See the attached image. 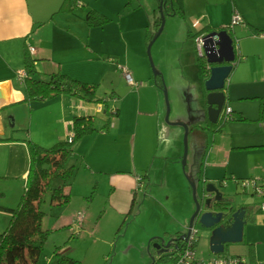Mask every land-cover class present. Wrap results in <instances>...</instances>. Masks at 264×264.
<instances>
[{"label":"rangeland","instance_id":"obj_1","mask_svg":"<svg viewBox=\"0 0 264 264\" xmlns=\"http://www.w3.org/2000/svg\"><path fill=\"white\" fill-rule=\"evenodd\" d=\"M86 2L102 10L110 19L104 26H98V31L94 32L92 37L94 57L101 63L94 64L97 72L90 77L91 81H87L99 83L97 96L110 99L115 94L118 95L116 92L125 93L129 89L128 81L119 65L126 64L130 70L135 69L145 74L146 78L152 75L155 69L161 73L165 85V89L160 90L164 116L161 127L156 133H152L149 128V118L138 113L133 101L124 100L126 97H123L122 100L115 102V106L122 111V122L131 120L132 125L135 120L136 128L131 126L129 134L128 128H124L121 132L123 137L121 139L119 137L118 141L113 142L109 147L107 160L118 162L125 170L134 168L135 164L144 169L137 172L142 175L148 173V176H144L147 178V187L138 193L135 208L130 215L124 217L125 220L123 218L122 221H116L109 216V212L99 211L87 225H83L78 230L77 228L72 230L73 226L62 216L66 210L67 214L69 213V207L72 208L71 203L51 204V190H47L40 205L45 212L42 223L49 229V234L43 243L39 264H53L54 252L58 246L64 253L79 260L80 264H149L152 254L158 250L155 246L157 242L153 243L151 253L148 250L150 239L146 247L141 245L144 233L156 226L158 221H168V218L164 207H159L151 200L147 201L146 193H153L158 198H166L165 203L174 210L183 209L185 199L176 182L172 181L171 175L168 176L172 170L167 171V168L174 165L179 167L187 180L186 196L192 210L185 209V212L179 215L181 219L187 218V229L196 209L188 177L190 176L197 183L202 156V146L198 144L202 143L207 133L202 128L206 123V89L199 63L201 56L196 50L195 37L190 35V33L195 34V31L190 28L186 16H166L164 28L153 42L151 53L148 55V44H145L148 31L146 26L151 30L154 29L155 17L160 13L159 0H88ZM254 34L260 36L257 30ZM236 38L240 43V38L238 36ZM253 48L261 49L262 53L254 51ZM248 49L253 51H248V54L243 53L245 55L243 59L235 62L234 70L226 82L229 94L227 104L234 110L233 115L236 119L230 118L225 121L222 132L215 134V148L222 144L230 154L227 151L223 154L226 166L214 168L215 177L222 181L220 183L213 181V183L220 187L224 196L231 199L234 204L246 207L249 210V218L244 226L243 240L230 243L222 254H214L210 250L209 232L201 225L198 217L195 225L198 231L197 252L206 262L219 257L236 256L250 261L254 254L256 262L264 264V195L246 191L239 183L246 178L255 180L262 186L264 193V146L236 148L244 142H264V128L261 125L262 121L259 120V97L264 96V40L252 38ZM165 90L170 107L168 120ZM88 102L97 109L98 102ZM19 108H15L8 117L16 115L14 111L21 116L23 111ZM240 111L242 114L239 113ZM26 114L25 128H29L27 138L46 148L55 145L56 143L47 139V133L38 122L34 123V136H31L30 112ZM94 118L95 126L100 128L107 123L110 116L101 111L95 112ZM179 123L189 127L185 166L182 161L185 126ZM104 129L111 130L109 126ZM143 130H146L145 134ZM14 133L18 134L19 138L28 134L26 131L23 134L21 131ZM152 135H156V139ZM17 149L0 146V206L10 209L16 208L21 200L26 185L23 169L25 166L29 168L30 164L29 152L16 153ZM246 171L248 174L244 173L243 176H239L242 178L236 179L238 175L235 172ZM84 173L82 171L79 173V177L82 174L83 180L76 178L75 175L66 182L76 185V190L80 193L87 191L88 197L85 200L88 202L92 199L96 204L98 200L100 201L101 195L107 193V187L101 181L98 185L96 178L90 183ZM233 174L235 177L231 178ZM168 177L171 180L169 188L166 182ZM156 178L161 183H158ZM54 183L57 185V180ZM172 187L176 190L174 191ZM167 189L171 193L173 191L175 196L177 194V197L172 195L168 200ZM197 198L202 199L199 183H197ZM203 204L205 210V200ZM11 218L12 214L9 210L0 209V233L7 229Z\"/></svg>","mask_w":264,"mask_h":264},{"label":"crops","instance_id":"obj_2","mask_svg":"<svg viewBox=\"0 0 264 264\" xmlns=\"http://www.w3.org/2000/svg\"><path fill=\"white\" fill-rule=\"evenodd\" d=\"M86 1L88 0H78L77 2L76 0H0V146L16 147L18 148L15 151L16 153H20V151L22 153L23 151L25 153L28 152V147L25 143L29 139L27 138L29 136V128H25L27 125L26 112H30L31 136H34V123L38 122L45 133H47V139L50 142L57 143L68 140L74 134L73 120L76 115H94L95 112L101 111L108 115L104 110L106 104L109 108L118 110V115H108L110 119L107 121L111 130L106 131L104 129L105 124H103L95 132L85 134L79 138L73 145L74 155L68 164L71 163L76 166L74 176L76 175V178L83 180L82 174L79 177V173L81 171L85 172L84 176L90 183H92L91 180L94 178L97 179L98 185L100 181L104 183L107 187V193L101 195L100 201L98 200L94 204L92 199L88 202L85 200L88 197L87 191L80 193L76 190V185H73V183L67 182L65 184L64 192L70 193L71 199L68 204L71 203L72 208L69 207V213L67 214L66 210L62 216L66 218L68 224L73 226L72 230H76L75 228L78 230L83 225H87L99 211L109 212L111 218H115L116 221H122L124 217L126 218L134 210L138 193L144 191L147 187V178L144 176H148V173L142 175L137 172L144 169L139 168L135 164L134 168L125 170L118 162H109L107 160L109 159V147L113 142L116 143L119 137L120 139L123 137L121 132L124 128H128V134L131 131V126L136 128L135 120L132 125L131 120L126 123L122 122V111L115 106V102L122 100L123 97H126L124 100L133 101L137 106L138 113L149 118V128H151L152 133H156L161 127L164 116V105L160 91L164 87L156 82L154 73L152 75L147 74L148 78H146L145 74L143 75L135 69L130 70L126 64L118 67L121 68L123 73V67L127 68L134 80L139 83L137 85L128 83L130 87L125 93L121 92L119 94V92H116L118 95L115 94L110 99H105L106 103H97V109L81 97L69 94H60L46 100H33L30 102L26 100V93L23 87L25 78L21 79L18 76V72L25 69L24 52L26 49L29 50L30 55L36 60L35 65L38 76L42 78H47L49 74L60 71L72 78L88 82L91 81L90 77H93L92 75L97 72L94 69V64H98L100 61L94 57L92 37L93 33L98 31L99 25H88L85 18L90 9L103 12L96 7L90 6ZM182 6L183 15L169 16H186L189 20V26L194 29L195 34L203 29H211L210 31L228 29L234 39L236 55L241 59L245 56L243 53L248 54V51L255 49H248V44L252 38L264 40L262 35L264 32V0H182ZM234 8L239 10L244 23L230 28L231 15ZM146 28L148 29V26ZM255 30L259 31L260 36L254 34ZM236 36L240 38V43ZM248 36H251V38ZM248 39L250 40L248 41ZM145 44H147L146 39ZM31 48L33 49L32 51H30ZM254 51L262 53L259 48ZM225 92L227 97L224 107H227V99L229 97L227 84ZM15 108L23 111L21 112L22 115L20 116V113L14 111L16 115L13 114L14 116L8 117V114ZM233 112L234 110L232 109V116H234ZM239 113L242 114V111ZM243 119L246 120L245 118ZM51 125L53 126L51 127ZM138 125L139 121L137 122ZM206 125V123L202 125V128L207 134L202 143L198 144V146H202L200 172L198 171L199 178H197L200 187L203 183L213 181H219L220 183L222 180L215 177L214 168H221V166L223 168L227 164L223 159V154L227 150L223 148L222 144L215 148V134L222 132V130L217 131L214 127L210 129ZM261 125L264 128V121H262ZM16 131H21V134L26 131L28 134L19 138V135L14 133ZM143 132L145 134L146 130H143ZM156 135H152V137L156 139ZM211 142L212 144L210 145ZM262 146H264V142H244V144L238 145L236 148ZM14 157L16 156L14 155ZM28 169L27 166L23 169L25 177H27ZM171 170L172 172L168 176L171 175L172 181L176 182L180 192L184 194L185 204L183 203V209L174 210V208H170L165 203L166 198L162 199L156 197L153 193H146L148 196V200H146H151L159 207H164L168 218V221H158L156 226L145 231L141 245L146 247L148 239H150L148 250L151 252H153V243L155 241L160 242L162 238L167 241L171 237L187 231V218L181 219L179 216L185 212V209L192 210L187 202V180L179 167L174 165L167 168V171ZM184 170L186 172L185 168ZM87 172L88 175H86ZM244 173L248 174V171L235 172L238 175L236 179L242 178L239 176H243ZM233 177H235L234 174L231 178ZM188 178L192 179L190 176ZM88 180H86V183ZM156 180L161 183L157 178ZM170 181L168 177L166 179L167 188L171 187ZM60 183L62 181L58 179L57 185ZM167 191L169 192L168 200L172 195L177 197V194L175 196L173 191L172 193L168 189ZM134 199L135 204L132 206ZM77 211H83L85 214L81 227L74 225ZM248 218L249 214L246 215L245 219L247 220Z\"/></svg>","mask_w":264,"mask_h":264},{"label":"trees","instance_id":"obj_3","mask_svg":"<svg viewBox=\"0 0 264 264\" xmlns=\"http://www.w3.org/2000/svg\"><path fill=\"white\" fill-rule=\"evenodd\" d=\"M161 1L163 2V13L165 16L183 15L182 0H159V4ZM85 20L88 25L102 26L110 19L98 10L90 9L86 14ZM160 25L161 15L159 13L154 20V29L151 30L148 26L146 34L147 44L153 38ZM210 30L203 29L196 34L190 33V35L194 37ZM237 60H241V58L236 55L235 62ZM35 62L36 60L30 55L29 50L26 49L24 52V64L27 75L23 85L27 101L46 100L60 94H69L79 96L90 102L106 103L104 98L97 96L98 83L81 81L60 71L49 74L47 78H42L38 76ZM199 63L202 78L205 80L209 76V64L203 56L199 57ZM154 75L156 82L164 87L161 74ZM104 110L110 116L118 115V110L109 108L107 104ZM231 118L236 119V116ZM259 120L264 121V96L259 97ZM225 121L228 120L220 118L216 123H211L207 119L206 127L210 129L214 127L217 131H221ZM107 126H109L108 121L104 127ZM73 129L74 134L71 141H59L50 148H46L30 139L25 141L28 147L30 164L24 193L16 208L10 209L0 206V209L9 210L12 214L7 229L0 233V264H39L43 243L49 234V229L45 228L42 223L45 212L41 209L40 204L47 190H51V204H68L70 202L71 195L64 192V186L67 183L66 181L74 176L76 166L68 163L74 155V143L85 134L97 130L94 115H76L73 120ZM58 179L62 183L55 185L54 182ZM134 204L135 199L132 206ZM223 206V203L217 204L219 209L223 208ZM179 235H176V239ZM172 245H177V247L164 254L163 257L165 259H163L164 262L175 264L177 251L182 247L183 240L178 239ZM53 261V264H80L79 260L61 252L59 246L55 249ZM243 264L258 263L253 254L250 261L247 260Z\"/></svg>","mask_w":264,"mask_h":264},{"label":"water","instance_id":"obj_4","mask_svg":"<svg viewBox=\"0 0 264 264\" xmlns=\"http://www.w3.org/2000/svg\"><path fill=\"white\" fill-rule=\"evenodd\" d=\"M161 25L158 30L154 33L153 38L148 43L147 51L148 55L151 53V47L153 42L159 36L164 28L166 16L163 13V2L159 4ZM234 39L226 28L220 30H212L203 37V53L201 56L205 57L209 64V76L205 78L204 84L206 89V120L208 119L211 123H216L222 114L224 106L226 104V81L230 76L236 59V52L234 48ZM154 74H161L159 71L154 69ZM162 76V75H161ZM165 89V85L164 88ZM165 97L167 103L166 119L170 112L168 104V96L165 90ZM185 126L184 136V155L183 165H186L187 153H188V132L189 127L184 123H179ZM192 187L193 198L196 202V209L191 216L189 227L185 233L179 235L176 239L171 237L165 241L164 238L157 242L156 255L152 254L151 261L149 264H160L163 252H169L170 250L177 247L172 245L178 239L184 240L189 234L190 229L196 225V221L199 217L201 225L206 228L209 232V243L210 250L214 254H222L225 252L227 246L230 243L240 242L244 236V226L246 223V215L249 214V210L243 206H237L233 201L224 196L221 191L213 182L203 183L200 187L202 199L197 198V183L193 179H189ZM206 201L205 210L203 201ZM218 203H223V208H217ZM170 264V263H165ZM259 264V263H258Z\"/></svg>","mask_w":264,"mask_h":264},{"label":"built area","instance_id":"obj_5","mask_svg":"<svg viewBox=\"0 0 264 264\" xmlns=\"http://www.w3.org/2000/svg\"><path fill=\"white\" fill-rule=\"evenodd\" d=\"M77 1L78 0H76V2ZM240 23H244V19L241 13L239 12V10L237 8H234L233 13H232L231 22H230V28ZM194 25H196V23H194ZM262 35L264 36V32L262 33ZM203 37H204V34H198L195 36V43H196V47H197V50L200 56L203 53V49H202ZM32 50L33 49L31 48L30 51ZM123 71H124V76L129 84L137 85L139 83L134 80L132 74L129 72L127 68L123 67ZM26 75L27 74H26L25 69H22L18 72V76L21 79L25 78ZM231 117H232L231 107L229 106L224 107L220 118H222L223 120H229ZM72 138H73V135L70 136L68 140L71 141ZM239 183L242 185V187L246 191H251L252 193H255L258 195H264L263 190L261 188L262 186L255 180L246 178V179H242ZM84 216L85 214L83 211H77L75 214V218H74V225L81 227L84 221ZM197 232L198 231L195 228V226H193L190 229L189 234L183 240L182 247L177 251V255H176L177 259H176L175 264H243V263H246L247 260L245 258L238 257V256L219 257L209 262H206L204 259L199 257L198 252H197V247H196L197 240H198Z\"/></svg>","mask_w":264,"mask_h":264},{"label":"flooded vegetation","instance_id":"obj_6","mask_svg":"<svg viewBox=\"0 0 264 264\" xmlns=\"http://www.w3.org/2000/svg\"><path fill=\"white\" fill-rule=\"evenodd\" d=\"M157 252V251H156ZM156 252L154 253L155 255H156ZM167 252H163L161 255L163 256L164 254H166ZM162 258H164V257H162ZM165 259V258H164ZM160 264H165V263H167V262H164V260H161L160 262H159Z\"/></svg>","mask_w":264,"mask_h":264}]
</instances>
